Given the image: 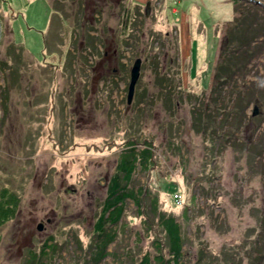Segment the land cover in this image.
Returning a JSON list of instances; mask_svg holds the SVG:
<instances>
[{
  "label": "rangeland",
  "instance_id": "374dc122",
  "mask_svg": "<svg viewBox=\"0 0 264 264\" xmlns=\"http://www.w3.org/2000/svg\"><path fill=\"white\" fill-rule=\"evenodd\" d=\"M173 1L164 0L160 14L131 0H0V201L15 204L0 222V264H94L108 183L132 145L139 153L153 144L154 154L147 168L138 162L128 188L150 187L158 209L178 217L189 204L187 264L201 263V249L209 259L256 235L264 212V36L239 86L212 96L220 33L235 1L180 0L174 12ZM136 57L141 71L129 103ZM166 182L183 194L177 208ZM153 224L145 236L127 198L98 264H135L138 251L153 252L155 231L165 240ZM255 254H242V264Z\"/></svg>",
  "mask_w": 264,
  "mask_h": 264
},
{
  "label": "trees",
  "instance_id": "16d2710c",
  "mask_svg": "<svg viewBox=\"0 0 264 264\" xmlns=\"http://www.w3.org/2000/svg\"><path fill=\"white\" fill-rule=\"evenodd\" d=\"M234 1V18L223 24V29L220 33L221 42L218 58L213 69L212 84L209 87V90H211L210 95L212 96L220 89L239 86L236 78L248 72L250 62L261 52L257 51L263 47L261 41L264 36V8L261 4L248 0ZM234 96L235 93L229 94V97L233 98V100ZM220 109L222 108H218V110ZM196 122L199 124L200 120ZM131 152V154L130 152L124 153L117 165L115 174L109 180L108 191L103 200L97 223L95 224V228H98L94 236L97 242L93 243L95 250L91 258H93L94 264H98L108 254V246L116 236V231L109 230L108 227L117 224L121 220L125 212L126 199L131 197L138 205L142 223L147 229L144 235L147 236L150 231H153L154 222L157 223L158 227H163L164 232L160 229L158 232H163L165 238L162 241L159 238L160 234H157V231H155V236L152 239L155 250L153 252L148 250L143 252L138 251L137 253L140 254V257L136 260L135 264H187L183 260L184 251L182 248L185 240L183 221L191 219L189 204L186 201L184 207H181L183 210L180 212L179 218L173 211L163 208L158 209L159 195L157 193L151 195L150 187H147V189L145 187L137 189L128 188V183L138 162L143 165V168L148 167L147 165L154 154L153 144H149L146 149H141L139 153L136 152L135 145H132ZM166 184L167 191L172 193L170 205L176 207L175 204H177L180 206L177 203L178 199L174 197V190L177 189V185L173 186L171 182H166ZM172 186L173 188H171ZM178 194L183 197L180 190ZM14 205L4 202L3 199L0 201V212L2 211L0 213V222L12 216V210L15 209ZM9 212L10 214H8ZM154 218H156L155 221ZM108 222L110 224H107ZM258 222V226L254 227L256 228V235L253 238L244 237V240L240 244L235 245L230 250L227 247H223L224 251H221V253L211 251V257L207 259L205 253L207 251L201 249L200 264H242V254H245L248 250L256 253L253 257L252 255H248L249 264H264V212ZM247 239L251 240L247 242ZM249 244L251 245V249L247 248ZM221 254L223 255L222 259L219 258Z\"/></svg>",
  "mask_w": 264,
  "mask_h": 264
},
{
  "label": "crops",
  "instance_id": "0c3cea01",
  "mask_svg": "<svg viewBox=\"0 0 264 264\" xmlns=\"http://www.w3.org/2000/svg\"><path fill=\"white\" fill-rule=\"evenodd\" d=\"M127 4L129 2V0H124ZM132 2V6L134 7L135 5L137 6H142L141 4H139L138 2H142L143 3V9H145V11L147 12V10H150V12H152L153 10L158 11L157 13H162V9L163 7L165 8V4H164V0H131ZM180 2V0H174L173 3L174 5H171L173 12L177 11V4ZM165 3H168V0H165ZM158 5V7L156 6ZM141 9V8H139ZM173 20L170 21V23H172ZM181 33L189 36L187 33H189V25H187L186 21H182L181 22ZM183 62V61H182ZM183 63H187V62H183Z\"/></svg>",
  "mask_w": 264,
  "mask_h": 264
},
{
  "label": "water",
  "instance_id": "95a60500",
  "mask_svg": "<svg viewBox=\"0 0 264 264\" xmlns=\"http://www.w3.org/2000/svg\"><path fill=\"white\" fill-rule=\"evenodd\" d=\"M252 1H254L256 3H262L261 0H252ZM262 6L264 7V3H262ZM141 62H142V58L137 57L135 59V61L133 62V65H132L131 70H130V82H129L128 92H127V101L129 103L133 99L136 82L140 76ZM254 113L255 114L258 113V107H255ZM42 228H43V223L39 222L38 223V229H42Z\"/></svg>",
  "mask_w": 264,
  "mask_h": 264
}]
</instances>
